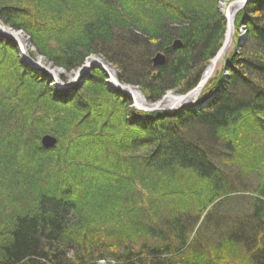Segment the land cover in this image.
<instances>
[{"label": "trees", "instance_id": "trees-1", "mask_svg": "<svg viewBox=\"0 0 264 264\" xmlns=\"http://www.w3.org/2000/svg\"><path fill=\"white\" fill-rule=\"evenodd\" d=\"M99 1L108 3L109 12L116 10L110 0ZM15 2L0 0V22L27 33L39 53L55 66L71 73L89 54L101 55L117 68L122 83L138 86L152 103L162 100L170 91L184 95L196 89L225 42L227 19L217 9L193 6L179 10L170 7L168 10H172L174 20L159 22L145 30L139 27L140 21L133 20L138 28L120 24L117 21L119 16L114 14L99 15L102 18L96 15L85 22L94 21L93 18L98 21L97 25L87 24L86 42L59 43L60 50L55 53L49 47L46 27L38 21L40 17L38 20L31 18L24 6L18 3L17 7ZM120 2L124 4L123 0ZM245 7L238 14L236 23L244 22L248 26L257 51L249 57L233 53L227 58L230 78L223 79L221 71L206 83L200 101H210L201 110L186 108L175 113L136 110L126 93L113 94L107 90L105 74L100 70L93 80H89L84 88H77L75 93L68 95L55 87L57 93L53 95L49 91L51 79L47 74L31 70L23 62L21 68L8 66L7 54L18 52V46L0 36V89L7 91L16 87L20 91L27 87L26 93L19 94L30 100L26 111L31 115L37 101L48 105L54 116L63 114L62 110L68 107L67 118H56L57 130L51 133H59L62 139L56 149L42 147V129L46 121L39 118L31 119L29 123L21 117L20 122L29 123L28 129H20L18 138L13 136V139L17 138L15 144L13 139L11 142L3 140L0 144V156L3 151L7 156L0 166L12 170L9 174L13 173L14 181L26 173L36 180L38 173L46 182L36 200L37 206L27 215L17 216L0 232V264H85L100 258L86 256L97 251L100 241H91L89 235L81 232L87 226L79 225L75 215L82 212L79 198L82 193H76L73 185L68 187L67 183L74 181L78 188L82 185L101 194L104 186L117 181L124 183L121 190L132 188L134 176L141 177L142 184L150 188L151 195L156 196L152 198L154 201L166 199L171 193H184V198L194 197H191L190 205L195 206V210L186 211L174 221L169 220L163 226L164 230L151 227L156 237H162L164 232L166 236L174 234L183 238L185 244L188 236L193 235L195 225L203 222L201 230L194 236L198 238L207 224H214L222 228L219 237H229L257 250L249 264H264V14H261L264 0L250 1ZM176 39L183 44L181 49L173 46ZM157 52L167 55L165 66L158 69L152 63ZM1 59L7 61L5 69L9 67V72L3 71ZM30 84L32 86H27ZM89 86L92 92L88 101L80 99L75 102ZM2 98L5 100L0 95V117L21 113L19 104H13L9 110ZM233 129L246 132H241L243 136L236 134L233 137ZM236 138L238 146L248 149L245 151L250 153L248 158L244 152L235 154ZM66 141H70L68 146ZM253 144L255 150L249 151ZM20 146H26L29 155H35L37 159L51 161L57 172L46 168L45 164H32L33 161L21 153ZM136 152L143 156H138L137 162L135 156L127 162L130 157L126 155ZM227 158L233 161L228 162ZM36 167L38 172L34 174ZM254 172L260 181L253 193V201H245V208L242 203L237 219L232 220V216L226 214L220 224L216 222L218 216L214 214L223 207L233 206L232 201L238 199L236 193L248 188L240 176L254 175ZM47 175L54 176L55 182L49 183ZM23 181L18 182L25 185L26 180ZM119 190L114 193L115 197H122ZM197 195L204 197V204H215L212 210L204 214L202 208L197 212V208L203 206L194 200ZM135 198L140 200L137 196ZM154 214L162 217L169 212L154 210ZM166 236L159 244L149 247L147 256L153 261L160 260L164 251L170 252L171 244ZM73 250L80 255L71 261L67 257ZM140 257L136 256L137 261ZM131 258L132 254H127L126 262ZM138 264L145 263L139 261Z\"/></svg>", "mask_w": 264, "mask_h": 264}, {"label": "rangeland", "instance_id": "rangeland-1", "mask_svg": "<svg viewBox=\"0 0 264 264\" xmlns=\"http://www.w3.org/2000/svg\"><path fill=\"white\" fill-rule=\"evenodd\" d=\"M117 1L110 0V2L116 6L115 7L116 10L110 12L108 9V3H104L99 0H16L15 5L17 6V4L19 3L21 6H24L25 10L28 11L30 16L32 15L31 18L35 20H38L37 18L40 17L38 21L40 23H43L44 26L46 27L47 30L46 35L50 41L49 47L51 50L53 49L55 53H57L58 50H60L59 43L60 45L63 44L66 45V42L81 44L82 41H85V39H87V36H85V34L87 33L86 31L87 24L92 22V25L93 24L97 25L98 21L93 18L91 20L94 21L91 22L88 21L87 23L85 22L86 20H89L90 18L95 17L96 15L99 18H102V17H106V15L108 16V14H114L120 17V18L117 17V21L120 22V24L121 23L130 24L135 27L138 26H136L133 23V20L137 22L140 21L139 23L140 25L138 24L139 27L142 30H145V29H151V27H154L155 25L159 24V22H170L171 20H174L173 18H175V16L171 15L172 10L171 11L168 10L170 7H174L179 10L182 9L183 7L193 8V6L196 8L206 9V10L212 9L213 11L217 9L219 13H221L226 19V12L229 9L228 7H230L231 4L235 3V1L238 0L235 1L219 0L217 2L216 0H149L150 2L148 0L146 1L123 0L124 4L121 3L120 0ZM167 3H169L170 5ZM245 8H243L236 14L235 21L233 24L234 36L231 39L232 40L231 46L227 50L225 56L217 62V66L213 71L212 73L213 75L210 77V79L217 77L218 73H220L221 71L222 73H224L223 79L228 80V78H230L228 66H226V60L233 53H236L237 55L240 56L243 55L245 57H249V55L254 54L257 51L256 42L251 36V30L244 22H241L240 24L236 23L238 14L241 11H243ZM40 14L42 17L40 16ZM261 14H264V12H262ZM99 15H101L102 17ZM81 21L82 22L84 21V24H82ZM0 25L7 31L18 34L19 38H20V34H22L24 42L25 44H27L26 47L27 50L25 49L24 44L23 47L27 51L29 58L38 65H42V66L44 65L49 70L57 71L60 80L63 81L64 83H70L76 77L77 73L85 66L87 61L97 58L103 59L106 63H109L113 68H115L116 76L118 78L117 68L112 63L107 61L105 57H102L101 55L98 54H89L84 60V62L81 64V66L77 70H75V72L69 73L67 72V70L55 66L54 63L50 62V60H48L45 56L41 55L39 53V49H37L36 45H34L33 39H31V37L27 33H25L22 30L17 31L15 28H12L9 25L8 26L4 25L1 22ZM227 27H228V23H227ZM227 27H226V34L228 32ZM0 36L4 40L8 41L10 39L14 41L18 46V50H19L18 52L11 51L9 52V54H7L8 56L6 58L8 59L7 60L8 66L14 65L16 67L18 66L21 68L23 62L24 65L27 66L29 69L36 72H40L42 74L43 73L47 74L45 71H39L37 68H35L33 65H31L28 61L25 60L24 54L20 49V46L16 40L11 38L8 39L5 36H2L1 34ZM85 42H83V44ZM176 42H180V41L178 39L174 40L173 46L176 49H181L183 47V44L180 42L181 45L177 46L175 45ZM162 54L166 56V61H165L166 64L167 55L164 54L163 52L155 53L154 54L155 56L152 58V63L159 55ZM7 61H5V59H1L2 64L4 63V65L1 64V67L3 66L2 67V69H4L3 71L9 72V67L7 68V70L5 69V67H7ZM209 66L206 68V70L209 68ZM154 67L156 69L162 68L159 66H154ZM97 70H100L105 74V77L103 78L106 79L105 84L107 90H110L113 94H117L118 91L113 89L112 86L110 85L111 81L108 75L98 67L90 69V71L87 73L85 78H82L81 81L77 82L75 85L69 88H66L65 90L59 89L56 84V81H54L51 78V76L47 74L51 79V82L48 83L49 91L52 92L53 95L54 93L56 94L57 93L55 90L56 87L59 91L64 92L65 94L67 93L68 95L69 93H75L77 88L79 89L84 88L89 80H93V76L95 75ZM63 77L65 81L63 80ZM118 79L120 80V78ZM122 84L128 86H134L138 88V86L132 84H126V83H122ZM27 86H32V85L30 84ZM15 88H11L10 90L7 91H3V89H0V95L5 97V100L3 98L2 100L5 102V105L7 104L9 106V110L12 109V107L14 106L13 104H19L20 112L22 113V115L21 113H18L16 116L13 115L10 116L3 113L5 116L0 117V144L3 143L2 142L3 140L11 142L13 136L18 138V135L20 134V129H22V131H24L25 128L28 129L30 120L31 119L36 120L37 118H39L42 119L41 121H46L44 129H42V136H44L41 140L42 147H44L45 150L56 149L58 144L62 142V139H60L61 137H59L58 135L59 133H57L56 135H53L51 133H55L57 130L56 118L58 117L67 118L66 115H68V113L66 110L68 109V107H66L65 110H62L63 114L54 116L53 114H51L52 111L48 105L46 106L45 103H40L37 101L36 103H34L35 112L31 115L29 112L26 111V107L28 104H30V100L28 99V97L21 98L22 95L20 96L19 94V92L22 91L25 92L26 90L28 91V88L23 87L20 91L17 90V88L16 89ZM203 89L201 90V92H199V94L196 95V98L194 97L191 101H188L187 99L185 100V102L178 105V107H175L174 109L171 108V110H164V111L160 110L154 112L175 113L177 111H181L186 108H196L199 110H201L202 108H206V106L208 105L207 103L210 100L207 102H205L204 100L200 101V97H201L200 95L202 94ZM194 90L185 93L184 95L170 91L163 97L162 100L156 102L153 101V103L148 101V99L147 101L150 105L159 104L160 102L164 101L165 97L168 94L185 97ZM23 92L21 94H24ZM91 92H92L91 87L90 86L87 87L86 90H83V92L76 97L75 102H77L78 100L80 101V99L82 100L84 99L87 100V98L89 99L88 96ZM133 108L135 109L134 101H133ZM71 114L73 113L71 112L70 115ZM21 117L22 119L25 118L27 121H29V123L20 122ZM59 126L61 127V125ZM241 132L245 133L246 131L245 130L238 131V129H233L232 131L233 137H235L236 134L237 135L242 134L243 136L244 133ZM47 136L56 140V143L52 147H47V146L45 147L43 145V140ZM15 137L13 139L14 144L17 139ZM237 138L240 139L241 137H237ZM237 138L235 139L236 147L234 148L237 151L235 152V154L239 155L240 153L242 154L244 152L246 158H248V155L250 153L249 152L245 153V151H247L248 149L245 148L244 146L242 147L238 146ZM69 142L70 141L68 142L66 141L65 145L68 146ZM15 146L17 147V145ZM19 148L21 153L23 152L24 156L30 158L33 161L32 164H35V166L36 163L41 165L45 164L46 168H49L54 172L55 171L57 172L56 167L54 166L55 164H52L51 161L47 159H46L47 161L45 159H40V158L37 159V156L29 155L26 146L24 147L20 146ZM250 150H255L254 144L251 147H249V151ZM3 153L4 154L0 156L1 159L0 162H3V160L7 158L6 153L4 151ZM126 156L130 157L128 158L127 162H130L131 157L134 158V156H135V162H137L138 159L136 158H138V156H143V155L141 153L136 152ZM233 157H234V153H233ZM227 160L228 162L229 160L230 162L233 161L231 158H227ZM123 164H125L124 161ZM4 168L5 169L7 168V170L3 169L0 166V177L3 176L2 178H0L2 179L0 181V232L3 231L4 228H6V225L9 224V222H11L13 219H16L17 216L27 215L28 212L32 211V209L35 206H37L38 202H36V200L38 199L39 193L42 192V189L45 188L46 185V182H43L41 176L38 173H37L38 176L36 178L37 181L34 180L32 176H29V173H26L27 176L26 174H24V176L22 175L20 180L16 179L14 181V179L12 178L13 173H11V175L9 174L12 170L8 169V167H4ZM35 169L36 170L33 171L34 174L38 172L37 167ZM254 173H253L254 175H251L249 173V175L244 174L243 176H240L241 181H243L244 184H247L248 188L244 191L241 190L238 191V193H236V195L238 196L235 197L238 199H234L232 201L233 206L223 207L222 210H218L217 213L214 214L218 216L215 218L216 222L218 221V223L220 224L223 220V217L227 216L226 214H230V216H232V220L237 219L239 216L238 211L240 210L242 203H244V208H245V201L247 200L253 201V197H255L253 193H255L254 191L257 189V186L259 185V181H260L258 180L256 172ZM134 174L136 175L137 173L135 172ZM49 176L50 175H47V177ZM49 179H50L49 183L55 182L54 176L53 178L49 177ZM134 179H135V183L133 187L131 186L132 188L130 189L128 187L126 190L125 189L121 190L123 189L122 185H124V183L119 184V182L117 181V183L115 184L111 183L108 184L107 186H104L101 194L98 193V190L95 191V189L93 188L91 189L84 188V186L82 185L81 187L78 188L74 181L67 183L68 187H70L71 184L73 185L72 188L76 193L79 194L82 193V196L79 197L81 198L80 200L82 202L81 205L82 212L75 215L76 216L75 221L77 223L79 222V225L85 224L87 226V229L84 228V230H82L81 232H83L84 235H89L91 241H94V239L100 241V247L99 245L98 247H96L97 251H95L94 254L91 253H88L90 255L85 254L88 257H94V258L100 257V258H96L95 261L93 262H88V263L84 262L85 264H138L139 261L145 264H157L160 260L162 261V264H228L225 262H231L232 264H249L250 262H252L250 260L254 259L253 254H256L255 251L257 250L256 249L252 250V248L249 249V247L245 246L243 242L233 241L232 239L230 240L228 239L229 237L227 238L225 236L219 237V232L220 233L222 232V228H217V226H214V224L212 225L207 224L206 227L202 229L199 237L195 238L194 237L195 233L201 230L200 226L202 225L203 222H200L197 225H195L196 228L193 229L194 230L192 232L193 235H189L190 237L188 236V241L185 244L183 238L176 237L174 234H170V236L169 235L166 236L164 232L162 237L166 236L167 241L170 242L171 244L169 249L170 252L164 251L163 252L164 254H162L163 256L160 257V260L156 259L155 261H153L150 256L149 257L147 256V252L149 251L148 249L152 245L159 244V242H161V240L163 241V239L162 237H156L152 233L151 227H155V229L157 230L159 229L164 230L165 224L166 222L168 223L169 220L174 221L178 219L180 215L186 214V211H191L192 209L195 210V206L190 205V200L192 199L191 197L193 196L184 198L185 197L184 193H182V195L180 193L179 194L171 193L167 195L168 197L166 199H162L161 201L158 199L157 201H154L152 200V198L156 196L154 195L152 196L150 192V188L142 184L140 180L141 177L136 176L135 178L134 176ZM17 180L18 181L26 180L25 181L26 184L21 185L22 183H24V181L20 183ZM118 190L121 192L120 195L122 197L114 196V193ZM109 191L111 194L109 193ZM135 196L140 198V200H136V198L134 200ZM195 198H196L194 199L195 201L200 202L203 205L201 208H197L198 210L196 209L197 212L203 208L205 214L210 210H212L213 206L215 205V204H211V205L204 204L203 201L205 200L203 196L197 195V197ZM107 202L109 204L105 205ZM154 210L155 211L161 210L162 212L165 210L166 212H169V214L162 215L161 217L160 215L158 216L157 214H154ZM166 218H168V220ZM73 248L75 249V247ZM127 254L130 255L132 254V258L129 259L130 261L127 260L126 262L125 259L127 257ZM77 255L80 254H77V252L73 250L69 252V256L67 258L68 260L73 261L74 259H76ZM138 255L141 257L137 261L136 256Z\"/></svg>", "mask_w": 264, "mask_h": 264}, {"label": "water", "instance_id": "water-1", "mask_svg": "<svg viewBox=\"0 0 264 264\" xmlns=\"http://www.w3.org/2000/svg\"><path fill=\"white\" fill-rule=\"evenodd\" d=\"M252 0H238L235 1V3L231 4L230 7H228V11L226 12V19L228 23L227 27V34L225 37V42L222 46V48L218 51L216 57L214 60L211 62V65L209 68L206 70L205 75L203 76L202 80L199 83V86L190 94L186 95L185 97L179 96V95H171L168 94L164 101L160 102L159 104H153L150 105L145 99L144 94L135 87L128 86V85H123L120 80L116 76V70L113 68L109 63H106L103 59L97 58V59H91L86 62L85 66L77 73L76 77L70 82V83H64L63 81L60 80L59 75L57 71L49 70L46 68L44 65H38L35 63L33 60H31L28 56L27 51L24 49L23 44L21 39L19 38V35L10 31H7L0 25V34L2 36H5L6 38H11L14 39L18 42L20 49L22 50L25 60L28 61L31 65H33L35 68H37L39 71H45L47 74L51 76V78L56 81V84L59 89L65 90L66 88H69L73 85H75L77 82L81 81L82 78H85L87 73L90 71V69L93 68H100L102 69L109 77L110 79V85L112 86L113 89L116 91L120 92L123 91L125 92L130 99H133L134 101V107L137 110L140 111H145L149 113H153L154 111H164V110H171L174 109L175 107H178V105L182 104L185 102V100L188 99V101H191L193 97L196 98V95L201 92V90L206 86L207 81L210 79V77L213 75V71L215 70L217 66V62L225 56L227 53V50L231 46L232 40V33L233 30L231 29L232 23L235 21L236 14L245 8L246 4L249 3ZM177 46L181 45L180 42H176ZM166 61V56L159 55L154 61V66H159L162 67L164 66ZM192 96V97H191ZM56 143V140L47 136L43 140V145L46 147H52Z\"/></svg>", "mask_w": 264, "mask_h": 264}, {"label": "bare ground", "instance_id": "bare-ground-1", "mask_svg": "<svg viewBox=\"0 0 264 264\" xmlns=\"http://www.w3.org/2000/svg\"><path fill=\"white\" fill-rule=\"evenodd\" d=\"M234 22L232 23V25H231V29L233 30V33H232V37H231V39L233 38V36H234ZM20 39L22 40V44H24V47H25V49H26V47H27V44H25V42H24V39H23V35L22 34H20ZM27 50V49H26ZM132 87H134V86H132ZM136 88V87H135ZM138 89L140 90V88L138 87ZM141 91V90H140ZM192 97V96H191ZM194 98V97H193ZM192 98V99H193Z\"/></svg>", "mask_w": 264, "mask_h": 264}]
</instances>
